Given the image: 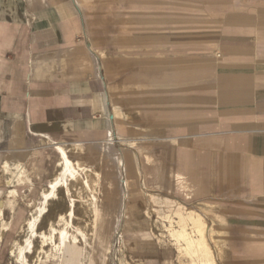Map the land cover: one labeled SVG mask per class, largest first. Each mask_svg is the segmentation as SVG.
<instances>
[{"label": "crops", "instance_id": "1", "mask_svg": "<svg viewBox=\"0 0 264 264\" xmlns=\"http://www.w3.org/2000/svg\"><path fill=\"white\" fill-rule=\"evenodd\" d=\"M61 148L88 242L42 264H264V0H0V264Z\"/></svg>", "mask_w": 264, "mask_h": 264}, {"label": "bare ground", "instance_id": "2", "mask_svg": "<svg viewBox=\"0 0 264 264\" xmlns=\"http://www.w3.org/2000/svg\"><path fill=\"white\" fill-rule=\"evenodd\" d=\"M60 152H61V162H62V164L60 165L62 167L60 166L61 169L59 168V171L53 177V181L51 183L50 188H48V191L44 193L46 196V204L37 205V207L33 209V214L31 218L26 219L24 221L22 230L20 231L22 235L21 240L14 239V241L11 244L10 254L16 258V261L19 264H42L46 259L50 258V254L47 253L46 251L47 249L45 250V246L49 244L53 246L54 251L56 252L60 251L64 253L76 254V249H78L77 247L79 246L78 243L83 241L85 244H87L88 242L87 241L88 236L84 234L82 229L80 230L78 227H76L72 221V217L74 215L73 210L75 208V203H76V200L74 199L75 196H73V192L76 191V189L73 186V182L81 178H84L83 176L85 175H87V178L85 176V179L89 180L91 179V173L86 172L85 167L82 166L81 164L74 163L71 159V156H69V154L65 151V149L61 148ZM61 171H63L62 176L60 174ZM26 176H27V172L25 168L21 166L17 172V177L19 180L22 181L23 177ZM62 193L64 194L68 193L69 194L68 196L71 197L67 206L57 203V200L59 199V196ZM53 210L54 211L56 210L59 213L58 219L49 222L47 226V230L45 229L40 230L39 222H42V217H43L42 213L48 211L50 212ZM12 224L9 221L4 222L1 231L2 239L4 238V233L9 231V229L12 227ZM57 224L59 225L64 224V226L63 228H58ZM178 240H179L178 249L180 255L182 257H189V256L193 257V253L195 251L194 244L196 242L194 240V233L193 235H190L185 230L183 234H179ZM220 248L222 249L221 246ZM218 251L220 253L221 250L218 249ZM30 254H35V257H37L36 261L38 263L35 260L30 259L29 256ZM192 262H195V260ZM196 264H199V261L198 263L196 262Z\"/></svg>", "mask_w": 264, "mask_h": 264}, {"label": "rangeland", "instance_id": "3", "mask_svg": "<svg viewBox=\"0 0 264 264\" xmlns=\"http://www.w3.org/2000/svg\"><path fill=\"white\" fill-rule=\"evenodd\" d=\"M91 178H92V176H91ZM91 215V214H90ZM89 220V219H88ZM24 221H25V219H21V220H18V221H15L14 222V224H15V226H14V224H13V226L11 227V234L10 235H8V240H9V243H8V247H9V244H11V242H12V240H11V238H12V233L15 231L14 230V227H16L17 226V224H19V234H20V236H18V237H16L15 239H18V240H21V237H22V235H21V230H22V226H23V224H24ZM79 221V220H78ZM81 221V220H80ZM90 221H91V219H90ZM105 222H108L107 220H103V219H100V220H97V223H96V227H98V228H101L102 226H103V223L105 224ZM96 229V228H95ZM191 231H195V228L194 227H192L191 228ZM221 233H219V232H215V231H213L212 232V238L215 240L214 241V243H213V245H216V244H220V238H221ZM212 239V240H213ZM217 241V242H216ZM5 244V243H4ZM6 245V244H5ZM6 247H7V245H6ZM52 247V248H51ZM47 249V250H46ZM45 250L47 251V253H49L50 254V260H53V256H54V254H55V252L56 251H54V248H53V246L51 245V244H49L48 246H45ZM53 250V251H52ZM42 253V252H41ZM30 256V259L31 260H37V257H35V254H30L29 255ZM33 256H34V259H33ZM219 257H221V255L219 256ZM7 259H8V264H19V263H17V261H16V258L14 257V256H12L11 254H10V252H9V256L7 257ZM56 260H58V259H56ZM59 261V260H58ZM37 262V261H36ZM35 262V263H36ZM38 263V262H37ZM181 264H185V263H181Z\"/></svg>", "mask_w": 264, "mask_h": 264}]
</instances>
